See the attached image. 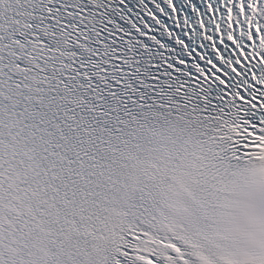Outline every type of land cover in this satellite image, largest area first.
Returning a JSON list of instances; mask_svg holds the SVG:
<instances>
[{"label":"snow or ice","instance_id":"snow-or-ice-1","mask_svg":"<svg viewBox=\"0 0 264 264\" xmlns=\"http://www.w3.org/2000/svg\"><path fill=\"white\" fill-rule=\"evenodd\" d=\"M0 264H264V0H0Z\"/></svg>","mask_w":264,"mask_h":264}]
</instances>
